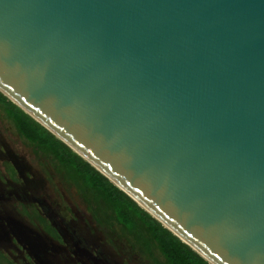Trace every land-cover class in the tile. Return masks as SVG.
I'll list each match as a JSON object with an SVG mask.
<instances>
[{
  "label": "water",
  "instance_id": "95a60500",
  "mask_svg": "<svg viewBox=\"0 0 264 264\" xmlns=\"http://www.w3.org/2000/svg\"><path fill=\"white\" fill-rule=\"evenodd\" d=\"M0 92L210 264H264V0H0Z\"/></svg>",
  "mask_w": 264,
  "mask_h": 264
},
{
  "label": "trees",
  "instance_id": "16d2710c",
  "mask_svg": "<svg viewBox=\"0 0 264 264\" xmlns=\"http://www.w3.org/2000/svg\"><path fill=\"white\" fill-rule=\"evenodd\" d=\"M0 107L19 137L48 158L61 178L76 189L87 213L98 226L111 231L119 226L122 236H125L132 249L152 264H210L1 92ZM15 171L12 166L10 172L14 176ZM42 221L49 227L45 219ZM115 249L118 250L116 246Z\"/></svg>",
  "mask_w": 264,
  "mask_h": 264
},
{
  "label": "rangeland",
  "instance_id": "374dc122",
  "mask_svg": "<svg viewBox=\"0 0 264 264\" xmlns=\"http://www.w3.org/2000/svg\"><path fill=\"white\" fill-rule=\"evenodd\" d=\"M12 166L16 169L15 180H9L8 176V170L10 172ZM2 191L12 195L9 205L13 209L22 204L16 200V191L22 196L27 194V207L36 203L32 199L38 196L44 208L50 207L48 213L62 225V230L70 232L66 234L67 239L73 237L81 250L86 248L88 252H96L101 260L97 261L98 264H152L132 249L125 236H122L119 226L111 231L97 225L87 213L76 189L61 178L48 158L19 137L0 107V192ZM27 227L31 229L30 226Z\"/></svg>",
  "mask_w": 264,
  "mask_h": 264
},
{
  "label": "flooded vegetation",
  "instance_id": "af4514ba",
  "mask_svg": "<svg viewBox=\"0 0 264 264\" xmlns=\"http://www.w3.org/2000/svg\"><path fill=\"white\" fill-rule=\"evenodd\" d=\"M10 173L9 180H15L16 173L15 176ZM18 191L16 200L22 204L14 209L9 205L12 195L0 192V264H98L101 261L96 252L81 250L73 237L67 239L70 232L62 230V225L48 213L50 207L44 208L38 196L32 199L37 204L27 207V194L22 196Z\"/></svg>",
  "mask_w": 264,
  "mask_h": 264
}]
</instances>
